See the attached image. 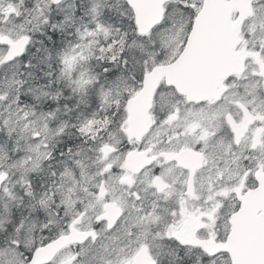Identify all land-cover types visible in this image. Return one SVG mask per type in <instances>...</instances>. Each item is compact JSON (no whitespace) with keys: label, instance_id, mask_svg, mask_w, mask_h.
<instances>
[{"label":"snow or ice","instance_id":"6c2138e0","mask_svg":"<svg viewBox=\"0 0 264 264\" xmlns=\"http://www.w3.org/2000/svg\"><path fill=\"white\" fill-rule=\"evenodd\" d=\"M0 264H264V0H0Z\"/></svg>","mask_w":264,"mask_h":264}]
</instances>
